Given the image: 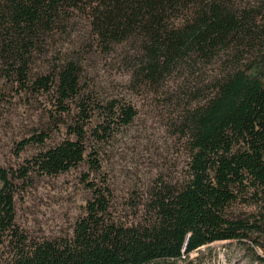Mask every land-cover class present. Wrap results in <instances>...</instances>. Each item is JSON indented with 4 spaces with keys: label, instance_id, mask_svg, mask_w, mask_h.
Listing matches in <instances>:
<instances>
[{
    "label": "trees",
    "instance_id": "16d2710c",
    "mask_svg": "<svg viewBox=\"0 0 264 264\" xmlns=\"http://www.w3.org/2000/svg\"><path fill=\"white\" fill-rule=\"evenodd\" d=\"M74 11L88 17L83 35L66 32ZM53 50L50 68L33 72ZM98 51L123 54L136 88L172 107L169 128L185 149L182 172L153 179L141 222L116 223L110 191L91 184L70 236L30 241L14 225L15 177L85 162L98 171L87 126L99 145L137 117L121 91L109 93L84 75ZM0 77L51 93L61 113L76 108L68 137L17 175L0 167V264H193L186 260L192 251L241 241L258 228L227 208L249 198L264 214V0H0ZM5 241L11 249L3 262Z\"/></svg>",
    "mask_w": 264,
    "mask_h": 264
},
{
    "label": "rangeland",
    "instance_id": "374dc122",
    "mask_svg": "<svg viewBox=\"0 0 264 264\" xmlns=\"http://www.w3.org/2000/svg\"><path fill=\"white\" fill-rule=\"evenodd\" d=\"M87 27V15L74 11L66 32L83 35ZM62 38L56 48L61 47ZM51 52L47 58L36 60L33 72L50 68L56 51ZM123 56L98 51L90 59L93 65L87 61L84 66L88 80L95 78L109 93L121 91L125 100L137 109L133 123L116 131L106 143L96 145L87 126L86 145L98 151V171H91L85 162L55 175L30 170L23 178L15 177L14 225L30 241L70 236L75 220L84 215L86 201L92 196L91 184L110 191L106 195L109 215L116 223L130 225L146 218L144 203L157 175L167 180L180 176L185 149L169 128L172 107L165 104L163 96L153 97L144 87L136 88L122 63ZM75 113L73 104L70 113H61L51 93L19 88L0 77V167L17 175L44 147L68 137L67 125L73 123ZM37 135L43 137L42 142ZM227 214L256 220L258 228L241 241H215L202 246L186 260H192L193 264H264V214L260 215V208L249 198H238L229 205ZM9 249L11 246L5 241L3 262L10 254Z\"/></svg>",
    "mask_w": 264,
    "mask_h": 264
}]
</instances>
